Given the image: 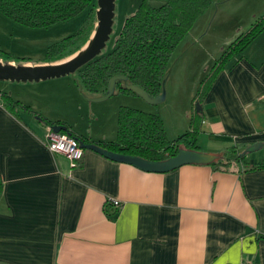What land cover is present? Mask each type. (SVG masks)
<instances>
[{
  "label": "crops",
  "instance_id": "obj_1",
  "mask_svg": "<svg viewBox=\"0 0 264 264\" xmlns=\"http://www.w3.org/2000/svg\"><path fill=\"white\" fill-rule=\"evenodd\" d=\"M11 98L28 108L0 102V264H264V167L249 168L264 164V31L201 101L197 150L256 144L240 166L154 172L88 148L73 165L48 149L47 122L113 141L122 105Z\"/></svg>",
  "mask_w": 264,
  "mask_h": 264
},
{
  "label": "trees",
  "instance_id": "obj_2",
  "mask_svg": "<svg viewBox=\"0 0 264 264\" xmlns=\"http://www.w3.org/2000/svg\"><path fill=\"white\" fill-rule=\"evenodd\" d=\"M141 0L136 11L125 17L120 32L113 39L112 46L76 71V81L87 95H101L106 91L109 79L117 74L126 75L129 81L144 88L151 96L161 91V80L170 55L179 41L189 31L195 20L213 3L220 0ZM96 0H0V12L8 18L32 28L47 27L68 20L81 12H86V22L95 21ZM264 31V16L257 19L252 27L238 36L221 55L205 78L196 103L201 101L217 74L231 62L242 56L245 48ZM75 34L64 37L50 49L61 48ZM72 36V37H71ZM71 51L70 53H73ZM58 57L57 59L64 58ZM53 59V60H57ZM51 61V60H50ZM116 89L128 91L122 82H117ZM130 92V91H128ZM0 102L5 105L20 106L8 92L0 91ZM202 109L196 111L189 129L169 140L163 129L162 121L155 113H150L128 106H120L116 138L113 141L96 142L71 133L67 127L61 130L74 136L78 142H95L112 152L137 155L150 160H160L175 154L179 148L197 150L198 122ZM49 125L55 122H47ZM59 124V123H58ZM236 147L224 148L213 166L229 167L233 163L242 165L245 151L236 152ZM229 153H235L232 158ZM248 167V166H243ZM264 167L252 165L249 168ZM2 182L0 179V193Z\"/></svg>",
  "mask_w": 264,
  "mask_h": 264
},
{
  "label": "rangeland",
  "instance_id": "obj_3",
  "mask_svg": "<svg viewBox=\"0 0 264 264\" xmlns=\"http://www.w3.org/2000/svg\"><path fill=\"white\" fill-rule=\"evenodd\" d=\"M141 0H115L113 31L109 47L120 32L126 16L134 13ZM154 4L160 1L154 0ZM264 16V0H220L213 2L194 22L189 31L172 51L163 78L165 97L158 103H149L137 94L115 90V93L94 106L107 102L155 113L162 121L166 137L171 140L192 124L196 97L203 81L211 73L221 55L240 35ZM95 17V14H94ZM86 12L47 27H26L0 12V58L16 63L50 61L68 56L79 49L88 39ZM61 48L56 45L64 37L75 34ZM77 51V50H76ZM70 53V54H69ZM74 74L39 82H16L0 80V91L11 96L27 94L32 100H56L72 106L76 100H91L81 93L74 81ZM51 106V105H50ZM73 107V106H72ZM54 108V107H50ZM70 109V108H69ZM71 111L73 114V109ZM71 114V115H72Z\"/></svg>",
  "mask_w": 264,
  "mask_h": 264
},
{
  "label": "water",
  "instance_id": "obj_4",
  "mask_svg": "<svg viewBox=\"0 0 264 264\" xmlns=\"http://www.w3.org/2000/svg\"><path fill=\"white\" fill-rule=\"evenodd\" d=\"M114 10L115 0H96L94 28L86 42L77 51L59 60L35 64L16 63L11 60L0 59V80L37 82L74 74L83 65L100 55L107 47L113 31ZM117 82H122L126 90L139 95L149 103H158L165 97L164 78L161 80V91L157 95L151 96L141 86L131 83L126 75L117 74L109 79L106 91L103 94L90 96L91 101H102L109 98L115 93ZM195 109L196 111L201 110V105L198 102ZM51 127L55 132L67 129L66 125L58 123ZM79 144L83 149H93L112 160L127 162L140 169L154 172H165L187 163L210 164L218 157L199 150L179 148L175 154L165 159L150 160L137 155L112 152L102 148L95 142L81 140ZM255 146L256 144L248 146L245 151Z\"/></svg>",
  "mask_w": 264,
  "mask_h": 264
},
{
  "label": "built area",
  "instance_id": "obj_5",
  "mask_svg": "<svg viewBox=\"0 0 264 264\" xmlns=\"http://www.w3.org/2000/svg\"><path fill=\"white\" fill-rule=\"evenodd\" d=\"M46 145L48 149L57 154L65 155L69 160H71L74 165L83 156V148L80 146L77 139L67 133L55 132L51 126L47 128L45 135ZM115 207H118L120 203L117 200H112ZM237 264H254L251 260H243Z\"/></svg>",
  "mask_w": 264,
  "mask_h": 264
},
{
  "label": "flooded vegetation",
  "instance_id": "obj_6",
  "mask_svg": "<svg viewBox=\"0 0 264 264\" xmlns=\"http://www.w3.org/2000/svg\"><path fill=\"white\" fill-rule=\"evenodd\" d=\"M60 132V131H59Z\"/></svg>",
  "mask_w": 264,
  "mask_h": 264
}]
</instances>
